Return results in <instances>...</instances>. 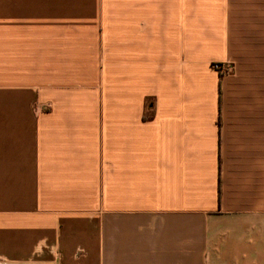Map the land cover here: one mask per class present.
Masks as SVG:
<instances>
[{
    "label": "crops",
    "instance_id": "obj_1",
    "mask_svg": "<svg viewBox=\"0 0 264 264\" xmlns=\"http://www.w3.org/2000/svg\"><path fill=\"white\" fill-rule=\"evenodd\" d=\"M0 264H264V0H0Z\"/></svg>",
    "mask_w": 264,
    "mask_h": 264
},
{
    "label": "built area",
    "instance_id": "obj_2",
    "mask_svg": "<svg viewBox=\"0 0 264 264\" xmlns=\"http://www.w3.org/2000/svg\"><path fill=\"white\" fill-rule=\"evenodd\" d=\"M215 68H216V69H219V66H218V65H216V66H215Z\"/></svg>",
    "mask_w": 264,
    "mask_h": 264
}]
</instances>
